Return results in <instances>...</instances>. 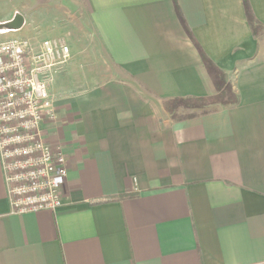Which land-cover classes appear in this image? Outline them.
I'll return each instance as SVG.
<instances>
[{
    "label": "crops",
    "instance_id": "0c3cea01",
    "mask_svg": "<svg viewBox=\"0 0 264 264\" xmlns=\"http://www.w3.org/2000/svg\"><path fill=\"white\" fill-rule=\"evenodd\" d=\"M248 3L264 27V0ZM175 5L234 106L164 111L215 94ZM33 15L71 46L45 125L68 177L59 211L15 215L0 164V264H263L264 33L253 38L242 0H0V42L32 35ZM89 52L106 78L81 74Z\"/></svg>",
    "mask_w": 264,
    "mask_h": 264
},
{
    "label": "built area",
    "instance_id": "2783aa9c",
    "mask_svg": "<svg viewBox=\"0 0 264 264\" xmlns=\"http://www.w3.org/2000/svg\"><path fill=\"white\" fill-rule=\"evenodd\" d=\"M69 58L60 41L0 42V164L12 214L63 207L68 159L45 141V125L57 120L49 87Z\"/></svg>",
    "mask_w": 264,
    "mask_h": 264
},
{
    "label": "trees",
    "instance_id": "16d2710c",
    "mask_svg": "<svg viewBox=\"0 0 264 264\" xmlns=\"http://www.w3.org/2000/svg\"><path fill=\"white\" fill-rule=\"evenodd\" d=\"M245 18L247 24L251 30L252 36L254 39L260 37L264 33V27L260 25L255 19L252 10L249 6L248 0H242ZM175 14L176 17L187 35L188 39L191 41L195 47L197 54L201 59L203 66L214 86L215 94L207 98H193L187 97L183 99H167L162 101L164 111L169 115L173 120H185L191 119L198 115H206L212 112H215L217 108H228L232 105L238 103V97L231 87V84L228 82L226 74L220 70L206 55L203 53L200 46L197 44L193 38L185 20L183 18L178 7L175 5ZM180 111H198L199 113L179 115ZM122 198H130V196H123Z\"/></svg>",
    "mask_w": 264,
    "mask_h": 264
},
{
    "label": "rangeland",
    "instance_id": "374dc122",
    "mask_svg": "<svg viewBox=\"0 0 264 264\" xmlns=\"http://www.w3.org/2000/svg\"><path fill=\"white\" fill-rule=\"evenodd\" d=\"M31 20V24L29 25V28L32 32V35H29V37H23L24 39L27 38V40L35 41V42H41L43 40H53V41H60L64 42L70 50V44L67 43L68 40H66L65 32L61 28H56L55 30L51 29V26H54L52 24V20H50V17L42 16V15H33ZM73 33V31L71 32ZM82 53V52H81ZM87 57L83 60V63L81 64V74L85 77L88 75H92L93 73L95 75L100 76V78H106L108 75V70L106 66L96 67L94 68L95 64H92L91 61L95 60L96 57L94 56V53H86ZM71 59V51H70V58ZM91 59V60H90ZM100 60L99 58H97ZM68 60V61H69ZM90 60V61H89ZM67 61V62H68ZM94 63V62H93ZM98 64V63H96ZM199 113L198 111H180V113ZM187 115V114H186Z\"/></svg>",
    "mask_w": 264,
    "mask_h": 264
},
{
    "label": "water",
    "instance_id": "95a60500",
    "mask_svg": "<svg viewBox=\"0 0 264 264\" xmlns=\"http://www.w3.org/2000/svg\"><path fill=\"white\" fill-rule=\"evenodd\" d=\"M22 22V18L20 16H16L14 21L9 25V27L10 29H18L20 28Z\"/></svg>",
    "mask_w": 264,
    "mask_h": 264
}]
</instances>
